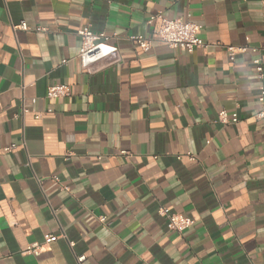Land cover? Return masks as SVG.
Instances as JSON below:
<instances>
[{
  "label": "crops",
  "instance_id": "crops-1",
  "mask_svg": "<svg viewBox=\"0 0 264 264\" xmlns=\"http://www.w3.org/2000/svg\"><path fill=\"white\" fill-rule=\"evenodd\" d=\"M152 14L197 24L205 45L142 51L127 36H150ZM84 27L120 61L84 72ZM255 58L264 0H0V264H264ZM53 84L69 94L47 98ZM159 207L192 225L169 230Z\"/></svg>",
  "mask_w": 264,
  "mask_h": 264
},
{
  "label": "built area",
  "instance_id": "built-area-1",
  "mask_svg": "<svg viewBox=\"0 0 264 264\" xmlns=\"http://www.w3.org/2000/svg\"><path fill=\"white\" fill-rule=\"evenodd\" d=\"M148 23L151 25V35L143 36L141 34H130L127 39L142 51H148L155 40L166 44L169 48H181L188 53L193 52L196 48H200L205 43L197 37L196 33L199 26L190 21L181 19H168L160 14H152ZM13 29L27 30L28 26L24 21L13 25ZM40 28H37L39 30ZM80 38V48L78 51V59L80 67L84 72L95 73L105 69L112 64L120 61L118 47L108 42L110 38L104 32H94L88 27L77 30ZM246 46H226L228 56L233 57L236 53L244 52ZM253 65L260 81L264 80V68L260 58L253 59ZM69 94V86L66 84H53L46 88V97L50 99L67 96ZM258 101L261 103L260 109L256 112V119L264 120V89L260 90ZM35 117L39 118V114ZM218 122L221 124L235 123L238 120L236 112L228 114L225 109L218 112ZM10 149L6 147L5 150ZM123 154L125 152H122ZM67 189V187H64ZM157 213L165 218L166 227L169 230L181 233L193 223V220L182 214L174 213L164 207H159ZM104 221V217L100 218ZM58 235L47 234L44 236L42 244H30L25 250L26 253L38 255L44 247H47L52 241L56 240ZM84 255L77 256V261L83 264Z\"/></svg>",
  "mask_w": 264,
  "mask_h": 264
}]
</instances>
